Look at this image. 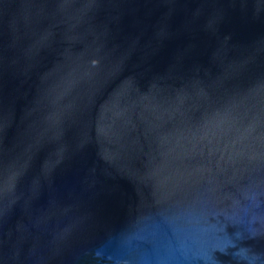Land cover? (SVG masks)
<instances>
[{
  "label": "water",
  "instance_id": "95a60500",
  "mask_svg": "<svg viewBox=\"0 0 264 264\" xmlns=\"http://www.w3.org/2000/svg\"><path fill=\"white\" fill-rule=\"evenodd\" d=\"M0 264H264V0H0Z\"/></svg>",
  "mask_w": 264,
  "mask_h": 264
}]
</instances>
